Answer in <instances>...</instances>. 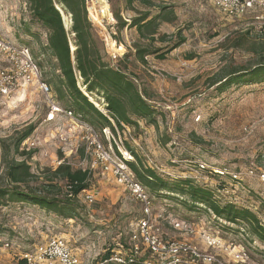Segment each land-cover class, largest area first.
<instances>
[{
  "label": "rangeland",
  "instance_id": "obj_1",
  "mask_svg": "<svg viewBox=\"0 0 264 264\" xmlns=\"http://www.w3.org/2000/svg\"><path fill=\"white\" fill-rule=\"evenodd\" d=\"M100 1L87 0L86 10L108 60L115 63L128 54L123 61L128 73L146 91L156 111L155 125L140 122L138 130H117L116 142L124 147L120 149L136 152L145 167L163 176L178 180L197 176L199 180L194 181L215 191L218 202L249 210L264 225V76L246 75L228 87L217 83L231 70L264 64V8L230 19L212 5V0H149L148 7L135 1L133 10L125 0H106L111 16L116 11L126 22L143 12H149V18L157 17L154 39L158 34L171 39L161 43L150 41L147 32L140 37L135 28L118 31L113 16L114 21L100 19ZM57 9L69 31V15L60 5ZM177 35L185 42L164 60L147 56L142 64L133 57L134 46L163 49L171 46ZM0 38L26 46L40 68L41 81L51 87L55 73L53 60L45 51L47 32L30 20L25 0H0ZM111 43L122 50L115 52ZM6 66L0 54V69ZM91 98L105 113L102 101ZM48 111V98L37 84L0 97V189L11 187L6 181V166L12 160H22L14 153V143L32 127L26 142H35L34 147L24 151L19 147V152L27 154L24 159L33 176L29 187L57 186L41 194L63 202L53 210L0 199V264H19L21 255L52 237L64 238L81 264H97L113 250H120L119 246L129 245L141 207L112 171L103 170L96 161L86 129L62 115L48 122ZM91 127L98 141L109 147L100 128ZM58 163L89 172V188L76 200L64 199L63 181L52 175ZM147 192L153 203L152 229L163 242H182L212 252L205 237L214 236L226 248L215 253L227 263L264 264V245L250 236L244 225L216 220L202 207L192 211L164 195L158 198L148 188ZM85 195L93 198L91 204L84 201ZM176 221L190 226L191 232L174 229L171 224ZM238 253H247L248 260L235 261Z\"/></svg>",
  "mask_w": 264,
  "mask_h": 264
},
{
  "label": "trees",
  "instance_id": "obj_2",
  "mask_svg": "<svg viewBox=\"0 0 264 264\" xmlns=\"http://www.w3.org/2000/svg\"><path fill=\"white\" fill-rule=\"evenodd\" d=\"M25 1L29 8L30 20L39 24L47 32L45 51L53 60L52 69L55 73L49 89L56 99L62 102L63 110L71 112L89 126L97 125L100 132L104 128H109L112 133H115L111 121L121 132L125 128L138 130L140 122L145 125L156 124V111L145 95L146 91L140 89L136 79L128 73L127 65L124 63L128 54L121 60H116L115 63L108 60L96 29L88 18L87 0ZM135 1L147 7L151 5L149 0H125L131 10L134 9ZM57 4L61 5L70 17L69 31L64 28ZM112 16L116 21L118 31L135 28L142 38L147 32L146 36L152 42L157 40L164 43L171 40L168 36L159 34L158 38L154 39L157 35L158 18H149V12L138 14L129 22L122 20L116 11H112ZM164 21L166 22V19ZM70 35H72L71 38ZM174 41L171 46L167 44L163 49L150 50L148 47L134 46L133 57L142 64L146 63L145 57L147 56H155L157 60H164L166 55L180 47L185 39L177 35ZM71 45L73 51H71ZM237 45H239L238 42ZM246 75L251 78L264 76V64H257L250 70L244 68L231 70L217 83H220V87H228ZM78 81H80V87ZM85 94L102 101L105 113H102L88 100ZM32 130V127H28L14 143V153L22 157V160L20 162L12 160L7 164L5 176L11 187L7 190L0 189V199L29 202L42 208L55 210L63 202L46 197L41 193L42 190L46 192L54 190L57 186L46 183L40 184L37 188L29 187V181L33 176L24 159L27 154L19 152V147L30 136ZM126 150L134 158V162H129L128 165L146 190L148 188L158 198L164 195L167 199H173L192 211L202 207L205 211L211 212L216 220L244 225L249 235L264 245V225L259 222L255 214L246 209H239L231 203L221 204L216 199L214 191L206 186L194 184L189 180L170 179L171 177L156 173L142 164L136 152ZM52 175L62 179L66 201L76 200L83 191L89 188L90 175L87 171L73 170L69 165L61 164L52 172Z\"/></svg>",
  "mask_w": 264,
  "mask_h": 264
},
{
  "label": "built area",
  "instance_id": "obj_3",
  "mask_svg": "<svg viewBox=\"0 0 264 264\" xmlns=\"http://www.w3.org/2000/svg\"><path fill=\"white\" fill-rule=\"evenodd\" d=\"M212 5L228 18L237 19L255 8H264V0H212ZM58 11L61 13L59 9ZM73 50L71 46V51ZM0 54L7 63L6 67L0 69V97H9L24 86L37 84L39 91L48 98L49 111L46 120L52 122L56 119V116L62 115L73 122L81 124L90 134V145L96 161L103 170L112 171L117 182L127 189L134 201L141 207L142 214L135 223L137 230L131 236L129 245L126 248L119 246L120 250H113L97 264H229L215 253L219 249L226 250V248H223V242L218 237L209 235L205 237V244L212 252L202 251L182 242H163L152 229V199L128 165L129 161L133 159L132 156L126 150L120 149V147L124 148L122 142H119L120 145L116 142L115 137L118 138V133L114 123L111 121L115 133H112L109 128L102 130V135L110 144L106 148L98 141V136L95 135L97 132L91 126L81 122L71 112L58 106L48 85L41 81L40 68L34 62L30 50L26 46L13 45L0 38ZM126 131L128 132L127 128L122 132L125 133ZM26 141L27 139L21 143L22 150L34 147L35 142L28 144ZM60 164L58 163V166ZM200 169H204V167L200 166ZM220 175H223V173H220ZM193 177L195 180H199L197 176ZM194 179L188 180L194 184L205 186L195 182ZM84 201L91 204L93 198L90 195H85ZM213 218L216 219L215 216ZM171 226L185 234L191 232L189 231L190 226L183 222H172ZM247 260V253H238V256H235L237 262L243 263ZM19 264L81 263L64 238L52 237L35 246L33 250L21 255Z\"/></svg>",
  "mask_w": 264,
  "mask_h": 264
},
{
  "label": "bare ground",
  "instance_id": "obj_4",
  "mask_svg": "<svg viewBox=\"0 0 264 264\" xmlns=\"http://www.w3.org/2000/svg\"><path fill=\"white\" fill-rule=\"evenodd\" d=\"M108 3H107V1L106 0H101L100 1V6H102V7H100V8H98L97 9V14H98V16H99V18L100 19H108V20H111V21H114L113 20V18H112V16H111V14H110V10H109V8H108V5H107ZM58 5V4H57ZM61 6V5H60ZM60 9V8H59ZM68 14V13H67ZM67 16V15H66ZM69 18V17H68ZM65 23H67V22H65ZM68 28H69V24H68ZM69 30V29H68ZM70 33V32H69ZM110 46H111V49L113 48L114 49V51L116 52V51H120V50H122V47L119 49V50H117V49H115L117 46H115V44L114 43H111L110 44ZM72 49H73V47H72ZM110 49V50H111ZM112 51V50H111ZM81 90V89H80ZM88 98H89V100L96 106V107H99V103H97L93 98H91L89 95H87V94H85ZM100 96V95H99ZM102 97V96H101ZM104 100V99H103Z\"/></svg>",
  "mask_w": 264,
  "mask_h": 264
},
{
  "label": "water",
  "instance_id": "obj_5",
  "mask_svg": "<svg viewBox=\"0 0 264 264\" xmlns=\"http://www.w3.org/2000/svg\"><path fill=\"white\" fill-rule=\"evenodd\" d=\"M61 14V13H60ZM61 17H62V22H63V25H64V28L66 29V23L64 21V18H63V15L61 14ZM71 24V23H70Z\"/></svg>",
  "mask_w": 264,
  "mask_h": 264
}]
</instances>
